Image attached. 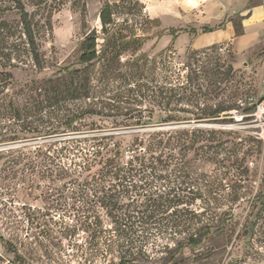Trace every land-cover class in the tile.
Returning a JSON list of instances; mask_svg holds the SVG:
<instances>
[{
    "label": "trees",
    "instance_id": "obj_1",
    "mask_svg": "<svg viewBox=\"0 0 264 264\" xmlns=\"http://www.w3.org/2000/svg\"><path fill=\"white\" fill-rule=\"evenodd\" d=\"M66 1L0 0V145H19L0 152L3 181L25 189L40 188L33 176L58 180L59 188L78 184L79 235L86 239L79 264H178L186 248H203L206 257L221 237L243 241V255L227 264H264V177L256 194L247 190L249 158L262 153V140L220 128H160L222 123L237 108L249 121L256 104L242 105L237 96L209 103L223 90L224 72L219 62L194 67L196 51L182 66L169 60L171 50L159 60L144 53L150 37L118 20L129 3V12L138 7L161 27L140 0L105 2L101 29L85 35L77 64L37 86L17 87L16 71L50 68L42 38ZM182 30L168 31L176 39ZM78 101L58 126L37 123L35 111L45 103ZM244 205L249 213L239 222ZM14 262L28 258L15 255Z\"/></svg>",
    "mask_w": 264,
    "mask_h": 264
},
{
    "label": "rangeland",
    "instance_id": "obj_2",
    "mask_svg": "<svg viewBox=\"0 0 264 264\" xmlns=\"http://www.w3.org/2000/svg\"><path fill=\"white\" fill-rule=\"evenodd\" d=\"M107 1L120 2L121 0H67L61 10L54 12L51 34L45 33L42 38V51L50 68L41 73L32 69L16 71L17 87L23 89L32 82H36L34 84L37 86L44 79L54 77L57 68L77 64L81 41L85 35L94 29L98 31L101 29L99 13ZM260 1L262 0H250L243 9H250ZM125 6L127 8L119 14L118 20L119 22L128 21V24L135 29V33L150 37L142 50L149 54L150 58L156 57L159 60L163 56L162 52L171 50L169 60H172L175 65L182 66L188 62L189 54L196 51L195 55L191 54L197 60L196 62L192 60L194 67L210 68L217 62L222 65L224 80L220 86L223 90L217 98L209 100V103L217 104L231 96L240 98L242 105L246 102L251 105L255 101L264 99V18L252 22L253 26L257 27L253 37L254 41L242 49L237 48L236 37H232L214 46L202 49L188 47L186 52H179L175 39L168 31L169 27L163 24L161 27H154L147 22L138 7L129 12L130 4L127 3ZM246 18L247 16L235 14L225 22L233 24L238 33H243V23L245 24ZM164 22L167 26L176 24V21L171 19H166ZM203 27H197V30L200 32ZM161 29L165 30L164 35L158 37ZM182 31L195 34L190 25H184ZM230 66L231 71L228 69ZM178 106L186 107L183 104ZM77 107H79V101L70 105L61 102L45 103L41 106V111H35L37 123L49 128L56 127L63 116L76 110ZM241 109L231 111H237V115L243 117L242 121H237L232 115L227 116L222 123L193 120L173 123L171 126L235 130L241 131L243 136L251 135L255 139H261L262 153L249 158L251 186L247 190L249 193L256 194L261 188L264 177V111L259 113L257 110L252 111L249 114L253 115V118L246 121L245 116L248 114L242 112ZM99 124L112 126L111 123L103 121ZM76 125L79 127V122ZM160 128H169V126L165 125ZM42 141L43 139L39 138L30 144ZM16 146L19 145H0V152ZM4 174L0 173V235L4 236V240L0 237V264H17L14 262L15 255H25L28 258V264H79V255H81L79 245L85 243L86 239L83 234L79 235V189H75V184L76 186L78 184L70 183L67 188H59L58 180L54 182L33 176L30 183L39 184L40 188L25 189V187L15 185L12 180L3 181ZM47 186L50 189H47ZM248 213L249 208L244 205L238 210L237 221H244ZM212 244L216 246V249L208 251L210 254L206 257H204L206 253L204 256L200 255L203 253V248H186L180 254L178 264H204L206 262L227 264L228 261L243 255L242 240L228 242L221 237L215 239Z\"/></svg>",
    "mask_w": 264,
    "mask_h": 264
},
{
    "label": "crops",
    "instance_id": "obj_3",
    "mask_svg": "<svg viewBox=\"0 0 264 264\" xmlns=\"http://www.w3.org/2000/svg\"><path fill=\"white\" fill-rule=\"evenodd\" d=\"M250 0H140L145 13L152 19H159L165 27L183 29L190 25L195 34L180 31L175 39L179 52H186L188 47L202 49L225 42L236 37L238 49L253 43L257 27L252 22L264 18V0L243 9ZM235 14L246 17L243 23L244 32L238 33L233 24L227 21ZM166 19L176 21L173 26L165 24ZM204 26L209 30L199 32L197 27ZM190 31V29H189Z\"/></svg>",
    "mask_w": 264,
    "mask_h": 264
},
{
    "label": "built area",
    "instance_id": "obj_4",
    "mask_svg": "<svg viewBox=\"0 0 264 264\" xmlns=\"http://www.w3.org/2000/svg\"><path fill=\"white\" fill-rule=\"evenodd\" d=\"M253 104H256V110L257 113L264 111V99L262 101H255ZM230 114H232L237 121H242L243 117L242 116H238V112L236 111H231Z\"/></svg>",
    "mask_w": 264,
    "mask_h": 264
},
{
    "label": "water",
    "instance_id": "obj_5",
    "mask_svg": "<svg viewBox=\"0 0 264 264\" xmlns=\"http://www.w3.org/2000/svg\"><path fill=\"white\" fill-rule=\"evenodd\" d=\"M167 126L172 127L171 125H167ZM198 126H202V125H198Z\"/></svg>",
    "mask_w": 264,
    "mask_h": 264
}]
</instances>
